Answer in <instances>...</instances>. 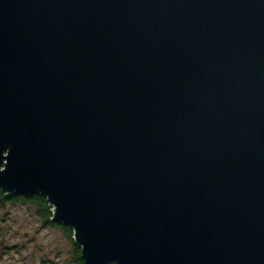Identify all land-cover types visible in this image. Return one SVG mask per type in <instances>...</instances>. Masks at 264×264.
<instances>
[{
	"label": "water",
	"instance_id": "water-1",
	"mask_svg": "<svg viewBox=\"0 0 264 264\" xmlns=\"http://www.w3.org/2000/svg\"><path fill=\"white\" fill-rule=\"evenodd\" d=\"M0 189L84 264H264V0H0Z\"/></svg>",
	"mask_w": 264,
	"mask_h": 264
},
{
	"label": "rangeland",
	"instance_id": "rangeland-1",
	"mask_svg": "<svg viewBox=\"0 0 264 264\" xmlns=\"http://www.w3.org/2000/svg\"><path fill=\"white\" fill-rule=\"evenodd\" d=\"M37 210L22 201L0 208V264H79L65 231Z\"/></svg>",
	"mask_w": 264,
	"mask_h": 264
},
{
	"label": "trees",
	"instance_id": "trees-1",
	"mask_svg": "<svg viewBox=\"0 0 264 264\" xmlns=\"http://www.w3.org/2000/svg\"><path fill=\"white\" fill-rule=\"evenodd\" d=\"M8 201H22V202H30L33 203L37 208H38V214L39 216L45 221V222H49L52 225H56L61 227L64 231H65V235L66 237L71 241L72 245H73V249H74V254H75V258L78 261L79 264H84L83 260L80 256V248L78 246H76L73 242L72 239V229L69 226H65L62 224H57V223H52L50 221V217H51V207L48 204V202L46 201L45 197L40 196V195H34L32 197H24V196H15V197H6L5 193L1 191L0 189V208L3 207ZM109 264H114V263H109Z\"/></svg>",
	"mask_w": 264,
	"mask_h": 264
}]
</instances>
